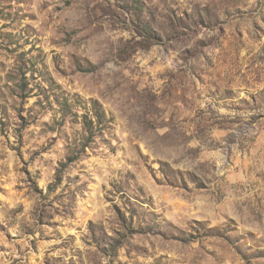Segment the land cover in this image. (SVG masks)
Segmentation results:
<instances>
[{
    "label": "rangeland",
    "instance_id": "obj_1",
    "mask_svg": "<svg viewBox=\"0 0 264 264\" xmlns=\"http://www.w3.org/2000/svg\"><path fill=\"white\" fill-rule=\"evenodd\" d=\"M0 264H264V0H0Z\"/></svg>",
    "mask_w": 264,
    "mask_h": 264
},
{
    "label": "trees",
    "instance_id": "obj_2",
    "mask_svg": "<svg viewBox=\"0 0 264 264\" xmlns=\"http://www.w3.org/2000/svg\"><path fill=\"white\" fill-rule=\"evenodd\" d=\"M87 121H85V124H87V126H86V128H87V131H91V128H92V126H91V122H87ZM73 161V159H69V162H72Z\"/></svg>",
    "mask_w": 264,
    "mask_h": 264
}]
</instances>
